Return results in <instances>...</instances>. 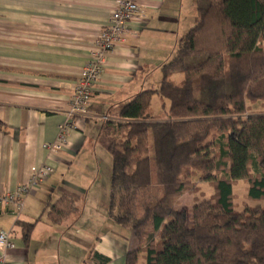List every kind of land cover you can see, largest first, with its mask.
I'll return each mask as SVG.
<instances>
[{
    "label": "trees",
    "instance_id": "1",
    "mask_svg": "<svg viewBox=\"0 0 264 264\" xmlns=\"http://www.w3.org/2000/svg\"><path fill=\"white\" fill-rule=\"evenodd\" d=\"M195 9L159 86L119 103L124 122L100 135L111 156L108 216L138 243L125 264L140 254L143 264H264V205L238 210L233 192L244 181L246 198L264 201V113L248 114V103L264 107V0H195ZM154 95L161 118L150 113ZM196 178L212 194L178 207L198 191ZM77 211L64 191L47 218Z\"/></svg>",
    "mask_w": 264,
    "mask_h": 264
},
{
    "label": "crops",
    "instance_id": "2",
    "mask_svg": "<svg viewBox=\"0 0 264 264\" xmlns=\"http://www.w3.org/2000/svg\"><path fill=\"white\" fill-rule=\"evenodd\" d=\"M139 5L123 41L106 57L85 113L73 117L66 146L53 154L44 145L56 140L114 0H0V194L27 182L33 168H53L22 207L0 203V230L13 244L3 250L7 264H125L138 247L130 229L108 216L111 156L100 135L107 123L124 122L116 116L119 103L159 86V66L196 20L195 0ZM64 191L76 196L78 211L51 223L48 208ZM186 196L178 207H189ZM25 224L33 225L27 237Z\"/></svg>",
    "mask_w": 264,
    "mask_h": 264
},
{
    "label": "built area",
    "instance_id": "3",
    "mask_svg": "<svg viewBox=\"0 0 264 264\" xmlns=\"http://www.w3.org/2000/svg\"><path fill=\"white\" fill-rule=\"evenodd\" d=\"M140 11L139 0H114V7L109 18L94 40L93 49L89 59L83 67L78 81L74 87L72 97L67 109L66 119L58 125L56 140L45 144L48 152L55 154L67 144L66 132L73 123V117L83 115L90 102L93 86L103 71L107 55L114 47L123 41L128 32V24L134 20ZM53 172L49 165L33 168L27 182L19 186L14 192L0 194V203L15 202L22 207L23 199L28 191L37 186ZM13 247L8 232L0 230V264H7L3 250Z\"/></svg>",
    "mask_w": 264,
    "mask_h": 264
},
{
    "label": "rangeland",
    "instance_id": "4",
    "mask_svg": "<svg viewBox=\"0 0 264 264\" xmlns=\"http://www.w3.org/2000/svg\"><path fill=\"white\" fill-rule=\"evenodd\" d=\"M261 45L262 47H264V40L261 43ZM181 78H182V75L178 73V75L174 77V80L178 82L179 80H181ZM150 112L155 117L163 116V111L161 108V99L159 97L157 96L153 97V101L150 106ZM261 113H264V107L261 105L260 102L248 103V114H261ZM195 181L198 187V191L195 193H187L186 198H184V201H186V203L189 206L188 208L191 207L194 196L195 198H198V199L207 198L212 194V191H213L212 187L208 183L200 182L197 180V178L195 179ZM246 186L247 185L244 181H238L236 185H234L233 187V192L236 197L235 203H236L237 209L242 210L245 206H253L256 204L264 205V201L253 202L246 198ZM111 224H114V223L111 221ZM128 232L132 234L131 230L130 231L128 230Z\"/></svg>",
    "mask_w": 264,
    "mask_h": 264
}]
</instances>
